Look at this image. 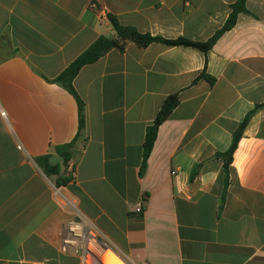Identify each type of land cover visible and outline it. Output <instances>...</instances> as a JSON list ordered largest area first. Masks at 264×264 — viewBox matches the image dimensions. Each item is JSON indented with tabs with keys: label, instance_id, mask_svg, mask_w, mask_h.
<instances>
[{
	"label": "crops",
	"instance_id": "1",
	"mask_svg": "<svg viewBox=\"0 0 264 264\" xmlns=\"http://www.w3.org/2000/svg\"><path fill=\"white\" fill-rule=\"evenodd\" d=\"M235 2L0 0V264H85L59 249L71 215L53 188L72 166L62 189L128 263L264 264V0H245L252 14L238 13L207 51L127 40L83 65L73 85L85 122L69 162L47 175L34 159L76 136L77 102L48 80L114 34L108 14L205 41ZM173 93L139 176L146 128ZM251 110L225 185L216 154Z\"/></svg>",
	"mask_w": 264,
	"mask_h": 264
},
{
	"label": "trees",
	"instance_id": "2",
	"mask_svg": "<svg viewBox=\"0 0 264 264\" xmlns=\"http://www.w3.org/2000/svg\"><path fill=\"white\" fill-rule=\"evenodd\" d=\"M240 12L246 14H252L246 9L245 0H236V2L231 5V11L228 14L226 21L205 41H195L182 36L176 38H164L159 35H151L148 32H140L133 26L124 25L120 23L115 15L108 14L107 18L109 20V23L111 24L114 34L111 36H107V35L98 36L86 49H84L75 59H73L68 64V66L65 67L55 78H53L52 80H48L65 88L75 98L77 102L78 129L76 136L69 143L55 147V152H57L59 155H61L64 158L63 164L67 165V163L69 162L71 158L70 149L75 143V141L82 135L84 128V122H85L84 102L77 94L73 85V79L75 78L78 71L83 65L96 61L98 58L103 56L107 51H109L112 48H117L120 51H123L127 40L133 41L135 44H137L140 47H145L151 42H159L167 46H191L198 48L202 51H207L211 48V46L215 43V41L221 36L223 32L230 29L234 25L236 16ZM201 76H205L209 78L211 82H213L214 80L206 76L205 74H201ZM178 101L179 99L177 93L168 95L163 100L159 110L157 111L153 119L152 124L147 126L145 132V138L143 141L142 159L139 167V176H142L145 171L147 158L152 150L159 124L169 116L173 108H175V106L178 104ZM252 112L253 110L249 111L244 116V118L238 124L237 128L232 133V140L228 149L225 150L224 152L216 154L217 157H221L223 160V169L225 172V185L227 184L228 181V173L232 161L233 151L235 150L237 143L242 136L243 130L247 125ZM50 155L51 154L46 153L43 155L36 156L34 159L36 163L45 172V174L57 175L59 173V164L51 165L48 161ZM198 167L199 165L197 164L192 169V172L190 174L191 178L197 173ZM71 171L72 172L74 171V166L71 167V170L67 175L59 174L56 177V185L61 186L68 183L72 179V176L69 175L71 174Z\"/></svg>",
	"mask_w": 264,
	"mask_h": 264
},
{
	"label": "built area",
	"instance_id": "3",
	"mask_svg": "<svg viewBox=\"0 0 264 264\" xmlns=\"http://www.w3.org/2000/svg\"><path fill=\"white\" fill-rule=\"evenodd\" d=\"M90 6L96 7L94 2H91ZM71 173L73 172L71 171ZM53 191L55 197L71 215L62 229L59 245L61 252L79 253L85 264H101L99 262L101 254L109 249L123 259L126 264H130L123 255L104 241L95 224L79 211L73 198L66 194L61 186H54ZM142 205L143 199L138 200L133 211L141 213Z\"/></svg>",
	"mask_w": 264,
	"mask_h": 264
},
{
	"label": "bare ground",
	"instance_id": "4",
	"mask_svg": "<svg viewBox=\"0 0 264 264\" xmlns=\"http://www.w3.org/2000/svg\"><path fill=\"white\" fill-rule=\"evenodd\" d=\"M101 264H125L123 259L113 253L111 250H105L101 256L100 261Z\"/></svg>",
	"mask_w": 264,
	"mask_h": 264
},
{
	"label": "water",
	"instance_id": "5",
	"mask_svg": "<svg viewBox=\"0 0 264 264\" xmlns=\"http://www.w3.org/2000/svg\"><path fill=\"white\" fill-rule=\"evenodd\" d=\"M48 161L51 165H56L60 162H63L64 158L58 154L53 153L49 156Z\"/></svg>",
	"mask_w": 264,
	"mask_h": 264
},
{
	"label": "rangeland",
	"instance_id": "6",
	"mask_svg": "<svg viewBox=\"0 0 264 264\" xmlns=\"http://www.w3.org/2000/svg\"><path fill=\"white\" fill-rule=\"evenodd\" d=\"M126 264V263H125Z\"/></svg>",
	"mask_w": 264,
	"mask_h": 264
}]
</instances>
